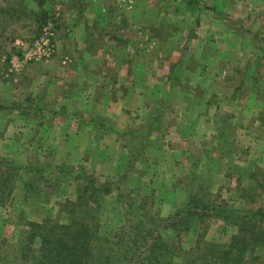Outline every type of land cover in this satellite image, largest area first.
I'll return each instance as SVG.
<instances>
[{
    "label": "rangeland",
    "instance_id": "obj_1",
    "mask_svg": "<svg viewBox=\"0 0 264 264\" xmlns=\"http://www.w3.org/2000/svg\"><path fill=\"white\" fill-rule=\"evenodd\" d=\"M0 106V264L79 231L103 264L132 200L167 264H264L232 221L264 210V0H0Z\"/></svg>",
    "mask_w": 264,
    "mask_h": 264
},
{
    "label": "trees",
    "instance_id": "obj_2",
    "mask_svg": "<svg viewBox=\"0 0 264 264\" xmlns=\"http://www.w3.org/2000/svg\"><path fill=\"white\" fill-rule=\"evenodd\" d=\"M13 107L20 108L21 106L13 105ZM1 108L3 107L0 106V109ZM117 197L122 199L121 195H118ZM128 207L130 211H132V209L134 208L133 213L134 210H137L136 211L137 213H141L144 216L143 220L138 218L139 221H141V223L142 221L143 223L149 221L151 224L152 223L154 224V222H156L155 221L156 218L150 215V213L145 208L143 202H137L132 200L131 203L128 204ZM212 211L221 212V209L213 208ZM197 214L201 216L200 217L201 219L199 221L200 223H202L203 211H201V213H198L195 212L194 209L189 208L183 214L178 213L176 215L175 221L171 222V224L168 227L170 230L175 232L180 229L179 226L184 225L185 220L190 219V217L195 216ZM129 216H133V214L131 213ZM134 217H136V215ZM134 217L132 218V221L135 220ZM258 218L260 219L259 222L264 221V210L251 211L247 213V215L241 213V214H237L235 218H232V221L237 223V225H239L240 227L244 226L242 229V234H243L242 237L245 239V241H247V239L251 240L252 235L258 236V234H260L258 232L259 228L257 227V225L253 227V230L252 229L250 230L248 226H246L248 222L256 223V220ZM228 219L229 218H223V220H228ZM141 223L137 226V228L142 230L145 236L141 234L143 235L142 242H139L138 240L133 241V247L135 246V252L134 253L129 252L128 250L133 247H131L128 244H123V246H121L120 249L116 251L115 255L109 254L108 256H105L103 264H167L166 259L171 251L163 243L164 240L171 238V236L170 237L166 236L165 238H163L160 231L161 226H159V228L157 226V228L154 231H152V229L148 230L143 228L141 226ZM159 225H161L160 222ZM60 228L64 229V227H60ZM82 231L87 232L86 228H84V230ZM247 234L250 235L248 236ZM44 237H45L44 239L42 238L40 240V246L38 248H32L31 252H29V254H32L31 257L27 258L26 256H22L23 258L21 261L18 262V264H86L85 260L82 257V253L84 254L83 244H85L84 241L83 244L81 243L82 232L80 231L77 232L76 237L71 241H67L68 243L58 240V237L56 236H54V239H50V237L52 238V235H50L49 233H46ZM240 237L241 236L235 237L233 239V242L235 241L239 242L238 239ZM117 245L118 243H116V247ZM208 247H210L211 249L216 248V247L213 248L212 245L209 246V244ZM224 247L225 248L221 249V251L217 253L219 254L218 258L221 259L222 261L223 259L226 260L227 258H229L231 256V253L234 251V248H236L237 246L231 243L228 246H224ZM122 250H124V252ZM247 251H248L247 249L239 250V255L244 256L247 253ZM101 263L102 262H100V264ZM222 263L227 264V261H224ZM169 264H173V262L172 263L170 262ZM234 264H240V263L235 262Z\"/></svg>",
    "mask_w": 264,
    "mask_h": 264
},
{
    "label": "built area",
    "instance_id": "obj_3",
    "mask_svg": "<svg viewBox=\"0 0 264 264\" xmlns=\"http://www.w3.org/2000/svg\"><path fill=\"white\" fill-rule=\"evenodd\" d=\"M47 35L50 36V35H52V33L51 32H47ZM47 43L48 42H46V43L43 42V45H47Z\"/></svg>",
    "mask_w": 264,
    "mask_h": 264
}]
</instances>
